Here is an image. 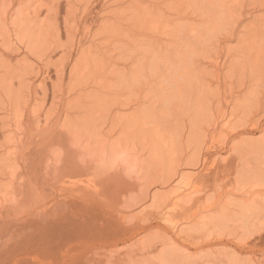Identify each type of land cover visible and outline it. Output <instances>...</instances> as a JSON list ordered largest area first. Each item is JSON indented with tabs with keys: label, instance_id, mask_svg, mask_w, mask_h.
Masks as SVG:
<instances>
[{
	"label": "bare ground",
	"instance_id": "6f19581e",
	"mask_svg": "<svg viewBox=\"0 0 264 264\" xmlns=\"http://www.w3.org/2000/svg\"><path fill=\"white\" fill-rule=\"evenodd\" d=\"M37 1L39 0H0V37L7 39L1 45V48L6 49L7 44H11L9 40L14 38V35H11L12 24L10 22L12 18L14 16L22 18L23 22L18 25L16 32L18 35L20 33L23 34V39H26L25 46L28 50L37 48V51L35 49L33 54L41 61L44 58H50L56 52L55 49L59 48L60 28L57 26L59 22L57 13H53V15L49 13L51 14L49 15L50 19L55 22V24L54 22L52 24L55 25L54 28H51L50 24L49 26L41 27L42 25L39 26L40 23L35 22L36 24L32 25L33 22L31 20L28 21L27 16L33 8L31 4ZM90 1L77 0V3L89 4ZM127 2L128 5L127 8L125 7V12L121 14L115 13L102 22L101 37L106 43L94 47L97 42L93 37L91 42L93 49L80 50L76 48L74 39L77 36L73 34L76 25L71 24L75 21L74 16L64 20L66 32L71 34L72 40L64 50L66 58H69V60H61L54 68L56 71L54 73H56L57 78L61 82L59 88H64L62 84L66 81L65 76L67 75L69 78V87H66V90L64 89V93L62 92L63 90L61 91L63 96L62 99H60L61 97L59 98L62 100V104L59 102L57 105L58 107L61 104L60 107L64 106L66 110L61 111L63 108L59 109L58 107V111H56L55 108V110L52 108L53 112L56 111L58 113L57 117L55 118L56 114L55 112L52 114L51 109L52 115H49L53 118L48 120L44 117L46 121L48 120L47 122L43 121L46 128H48L47 123L51 122L50 120H54V118L56 119L54 120V127L56 128H53L49 137H47L48 135L46 136V139L48 138L49 140L41 151L43 154L41 153L40 165L46 171L57 169L62 165L63 167L65 166L64 168L70 166L79 175H90L88 177L94 175L95 177V175L101 174L105 176L103 178L104 182L101 181V183H104L105 188H103L106 189L109 186L113 189L111 185L115 184L117 188L115 194L117 195L119 192V197H117L118 201L121 202L122 199H127V195H130L131 192L135 194V191H142L144 193L146 188L144 178H147L149 170H152L148 163L150 162L151 165V162H157L159 155L162 157L161 152L162 148L165 147L164 145L167 142L169 144V141H175L176 143L174 145L173 142V145L181 147V152L179 151L180 149L176 148L177 146L174 148L176 152L181 153L182 158H179L180 155L177 158L174 153L171 155L174 156L173 159L177 158L176 162L170 164L171 167L175 165L173 169H176L172 178L170 176L171 180L173 179L175 182L178 179L182 180V168L186 166L194 170L197 168L198 170L201 169L202 173L197 171L198 174L196 172L195 174L193 170L194 174L190 172L191 178L193 177L195 180L196 177L194 176H197L198 179L202 178L203 181L201 182L203 184L202 187H200L201 184L200 186L196 185V187L191 184L192 187L186 188V191H183L185 190L183 188L182 194L178 193V201L176 200V203L172 202L174 203L173 209H179L180 213H174L170 211V208L167 211L171 213H166L164 209L160 210L157 212L158 216H162L159 221L164 222L165 227L169 226L168 229L172 227V229L170 228L171 230H179L178 224L174 225V220L178 215L182 216V219L185 216V221H188V217L193 220V225H206L207 228L205 229H208L209 234L211 233L210 235L217 234L215 230L218 223L214 221L215 218L212 221L210 220L221 209L232 207V203L227 202L223 205L215 206L218 207L214 209L215 211H212L213 208L211 206L210 209L204 207L194 213L192 211H194L193 206L201 205L202 201L211 194V187L214 185L211 180L216 179L220 173H226L225 176L231 178L234 184L239 182L241 184L242 181L250 183V186L248 185L250 189L240 188L241 190H246V192H241V195L244 193L242 195L243 201L241 199V205H237L236 214L233 218H243L244 222L241 225L244 226V230H247V233L249 232L255 241L261 239L264 234V139L256 143H252V139H250V144L245 141L249 139L248 137L256 136L260 132L264 133V0H128ZM50 11L56 12L54 4ZM259 13H262V15H259ZM88 35H92V33L88 32ZM73 49L79 50L76 57L73 56ZM25 55L28 56V52ZM29 57L31 58V56ZM39 60L38 62H40ZM27 62L20 61L14 64L8 58L0 65V107L6 114V116L4 114L6 118L3 119V122H11L12 118H17L16 122L14 120V126L10 125L11 123H6L10 129V137H13L12 139L8 138L9 142H13L12 144L10 143L11 145L9 144L11 147L6 146V148V142L4 143L5 145L2 143L5 148L0 144V147H2L1 157L10 161L24 156V153L18 152L20 148L24 151V145L22 144V146L20 142L18 147V140L16 139L18 137L16 136H19L20 139L22 137L20 135L27 134L22 121L24 111L28 110L24 106L28 97L26 95H30L29 89L31 88L25 85L27 76L24 71L28 65ZM39 75L40 73H38L37 77ZM63 79L65 81L62 82ZM42 90L45 91L44 89ZM27 92L28 94H26ZM51 93H54V89ZM53 97L55 99L57 96L53 95ZM52 103H54L53 100ZM49 108H51V102ZM59 110L61 113H59ZM50 111L48 110L49 113ZM98 113L102 114L104 122L100 126L90 129L89 124L87 122L85 124L83 119L89 116L92 118L93 115L95 116ZM39 117H43V113ZM82 120L83 122L81 123ZM107 123L112 130L109 133L110 136L106 132L107 136L104 135L103 130L102 132L100 131ZM45 125L44 129H46ZM50 125L49 123V128ZM3 129H5V126ZM94 131H97V134L93 135ZM47 132L44 131L43 133L42 131L38 135L42 137ZM35 136H37V133ZM220 141L222 142V148L225 146L227 156L217 159L215 154L219 156L220 151H217L219 149H217V145L220 144ZM173 145H171V148L167 146L169 150L165 149V152L167 153L170 149L173 150ZM213 149L215 150V152L213 151L215 157L210 154ZM166 153L163 154L164 163L166 159L168 161ZM25 157L26 155L22 158L24 159ZM12 163L14 162L12 161ZM162 165V162L158 161L156 163L157 168H163ZM214 166L219 168L214 169ZM169 169L172 170V168ZM165 172L161 171V174ZM5 176L6 173H1L0 180L1 178L4 179ZM184 176L186 175L184 174ZM7 177L15 178L14 180L17 179L16 173H9ZM166 177L168 178L167 174ZM166 177H164L165 180ZM164 179L163 181L159 180L161 181L160 185L164 182ZM188 179H190V176ZM98 180L101 179L98 178ZM98 180H95V185L93 186L90 185V181L89 187H84L82 184L80 185L82 186L81 188L71 182L68 183L67 187L74 194L73 198L84 204V208L92 205L98 206L99 204L92 199L94 195L101 192L99 189L102 190L101 187L98 188V193L95 187H98ZM169 180L168 178V183L166 181L168 185H170ZM171 180L170 183L172 182ZM143 181L145 188L141 185ZM148 182L147 185H150L151 182L149 184ZM158 182L154 181L152 185L157 186ZM209 182L212 186H209ZM139 184L141 188H144L143 190H140ZM152 185L150 188L153 189ZM244 186L243 188H246ZM20 187L22 188V184ZM137 187L139 190L136 189ZM229 187L230 185L227 188L229 189ZM16 189L18 190V187ZM146 189H149L148 186ZM233 189L234 191H239L236 186H233ZM113 190L115 191L116 189ZM146 192L148 193V191ZM154 192L157 193V191ZM133 193H131V196ZM156 193H154L155 196H152V198H158L157 200H159L158 196L163 191L161 193L158 191V196ZM9 194L11 193L3 196L4 200ZM140 194L142 193L140 192ZM225 196L227 197V195ZM146 197L148 198L147 195ZM174 197L178 198L177 195ZM120 198L121 200H119ZM146 200L148 199H143V201ZM78 201H75V203L73 201V205L79 204ZM156 202L159 206V202ZM210 202L213 201L208 203ZM166 203L169 205L168 202ZM170 205L172 208V204ZM163 206L166 205L163 204ZM158 210L159 208L157 207ZM122 211L125 212V209ZM154 211L155 215L156 206ZM75 212L78 214L77 210ZM189 213H192L191 217ZM201 214H205V216L199 218ZM118 215L121 216L122 220H126L125 214L123 216L121 211H118ZM221 216L223 217V215ZM230 216L228 220L226 219V223L230 220ZM225 217L227 218V215ZM141 221L139 220V222ZM187 225L188 223L185 226ZM192 227L194 228V226ZM149 228L151 227L149 226ZM148 231L150 232V230ZM224 231L223 229L222 233L227 232V230ZM227 233L229 235V232ZM202 236L204 235L202 234ZM223 236L224 234H222ZM242 236L243 233L240 238ZM210 238L206 240L208 241ZM194 241L195 239H193ZM218 242L223 243L221 240ZM208 243L213 244L209 241L207 242L208 246ZM251 243H246L243 249L240 248L242 250L240 254L250 251ZM204 244L206 246V243ZM163 245L160 246L161 250ZM196 250L195 254L201 249ZM184 253V256L188 254L186 250H184ZM128 254L130 255L131 253L128 252ZM128 254L126 253L125 255L128 256ZM135 254L132 252L131 257ZM190 254L187 256L189 259H191ZM192 254L194 255L193 252ZM216 254L214 253V255ZM135 256L137 257L138 254ZM139 256L142 255L139 254ZM214 263L219 264V262ZM183 264L185 263L183 262ZM220 264L260 263L249 260L243 262L238 259L234 262Z\"/></svg>",
	"mask_w": 264,
	"mask_h": 264
},
{
	"label": "rangeland",
	"instance_id": "374dc122",
	"mask_svg": "<svg viewBox=\"0 0 264 264\" xmlns=\"http://www.w3.org/2000/svg\"><path fill=\"white\" fill-rule=\"evenodd\" d=\"M127 1L126 0H91L89 4H79L77 3V0H39L36 3L32 2L33 4L31 5L33 8L31 9L30 14L27 16L28 21L31 20L33 22L32 25L36 22L38 24L40 23L39 26L42 25L41 27L45 25L49 26L50 24V27L54 28L55 25H52L54 20H51L49 15L51 14L53 15V13L54 14L57 13V19L59 21L57 26L60 28L59 38H58L59 39L58 41L59 50L55 49L56 50L55 53L57 55L55 53L54 54L56 55V57L54 54L51 55L50 58L52 59L44 58L40 61L38 57H36V55L33 54L35 53V49L37 51V48H34L32 50L31 49L28 50L26 48L25 46L26 39L25 38L23 39V34L20 33L18 35L16 32V28L18 27V25L23 22L22 18H18L17 16H14L12 18L10 22L12 24L11 35H14V38L9 40L11 44L9 45L7 44L6 49L1 48V45L3 44L4 40H7V39L5 37H0V65H2L3 61L8 58L11 59L14 64L20 61L21 62L28 61L27 64L29 66L27 65L24 71L25 75L27 76L25 85H28L31 88L29 89L30 95H26V96H28L27 99H32L29 101L26 99L24 106H26L25 108L28 109L29 112L28 110L24 111L25 112L23 116L24 119L22 118V121L25 127L24 129L26 130L25 132L27 134L24 133L25 134V135L23 134L24 136L20 135L23 137V138L20 137L21 140L19 139V136H16L18 137L16 138L18 140V141L16 140L18 143V147L20 144L24 145V146L22 145L24 148V151H22L23 149L21 148L19 149L18 147L17 148L20 151L18 149L17 150L19 153L20 152L24 153V156L26 155V157L23 159L22 157L24 156H22L21 157L22 160L21 158L18 157L19 159L12 160L14 162L12 163V161L8 160L7 158L1 157L0 155V160H1L0 161V166H1L0 172L2 174L6 173V176L4 177V179L1 178L0 180V264H156V263L157 264H160V263L161 264H183V262L185 264H213L214 262H217V263L219 262L220 264V263H227L231 261L234 262V261H237L238 259H240L243 262H247L249 260L251 262L255 261L260 264H264V234L262 235L261 239L255 241L254 237H251V234L249 232L247 233V230H244V226L241 225L243 224L244 219L235 218V217L233 218V216L236 214L237 205H241L240 202L242 203L243 201L242 195L244 193H242L241 195V192L243 191L246 192L247 189H250V187H248V185L250 186V183H248L247 181H245L247 183L242 181L241 184L240 182L234 184L231 178H227L225 176L226 173H223V174L220 173L216 179L211 180V182L215 186L210 185V182H209V186H212L211 187L212 191H211V194H209V196L206 197L207 199L202 201L203 203L201 205L193 206L194 211L192 210L191 211L194 213L195 211H199L201 210V208H204V207L210 209V206H211V208H213L212 211H215L214 209L218 208L215 206L223 205L224 203H227V202L233 204V206L230 207L229 209L228 208L221 209L220 212L215 214L214 217L210 220L212 221L215 218L214 221L218 223V225L216 226V230H215L217 234L214 232L215 234L210 235L211 233L209 234L208 229H205L207 228L206 225H199L200 228H198L199 226L193 225V220H190L188 217H187L188 221H185V218H186L185 216H183V219H182V216L178 215V217H176L174 220V225L178 224L177 227L179 228V230L178 229L171 230L172 227H170L171 229L170 228L168 229L169 226L165 227L164 226L165 223L159 221V219L162 216H158L157 212H159L160 210L162 211L164 209V211L166 210V213L167 212L171 213L170 211L174 213H177V212L180 213L179 209L178 210L173 209V204L178 201L177 199H179V195H178L179 192H180L179 194H182L183 191H186V188L189 189L191 184L194 185L193 187H196V185L200 186V184H201L200 187H202V184H203V182H201L203 181L202 178L198 179L197 176H194L196 177L197 181L195 180V178L194 179L193 177L191 178L192 170L194 173L196 172L198 174V172L201 171V169L198 170L197 168L194 170L186 166L182 168V175H183L182 180L178 179L176 180V182L173 179L171 180L176 169L175 168L173 169L175 165L171 167L170 164L173 162H176L179 155H180L179 158H182L181 153L179 154L178 151L176 152V149L174 148L177 146L176 148L178 150L180 149L179 151L181 152V147H179L178 145L174 146L176 143L175 141H169V144L167 142V144L164 145L165 147L162 148V152H161L162 157L161 155H159L158 157L159 158L158 161L163 163L162 167L165 168L164 170L161 167L157 168L156 163L158 161L157 162L155 161V163L151 162V165H150V162L148 163V166L150 167V169L153 170V171L149 170L150 171L149 175L147 174L149 179L147 176H145L147 178H144L146 188L148 186L149 189L145 188L144 181L142 182L143 184L141 183L140 184L143 185L145 189L143 187L141 188L140 184L138 186L140 190L144 189L145 195L142 191H140L142 194H140L139 191L138 192L135 191V194L131 192L133 193L132 196L130 193V195H127V199L125 198L126 196L124 197L125 198L124 200L123 199L121 200L120 198L119 200H121V202L118 201L119 192L117 195L115 194L117 192V188L115 187V184L114 185L110 184L111 187L113 186V189H116L115 191L111 189L109 186L106 187V189H104L105 188L104 183H101V181L104 182L103 178H105V176L101 174H97L98 176L95 175V177L94 175H92L91 176L92 178H91V177H88L90 175L85 176L83 173H82L83 175L81 174L79 175V173L76 172L75 170L73 171L70 166L64 168L65 166L63 167L61 165L57 169L54 168V169L46 171L45 168L40 165L41 153L43 154V152L41 151L46 146L49 140L48 138L46 139V136L48 135L47 137H49V135L51 134V131H53V128L54 129L56 128L54 127V124H55L54 120H56L55 118L58 115L56 111H58V107L59 109L63 108L61 111L66 110L63 105H62L63 107H60V105L62 104L61 103L62 100L60 99H62L63 93L65 92L64 89L66 90V87H69L68 85L69 78L66 75L65 76L66 81L65 79L62 80V82L65 81L63 82L64 84H62L64 88H59L61 86L60 85L61 82L57 78L56 73H54L56 72L54 68L61 62V60L62 61L65 59L69 60V58H66L67 56L64 53V50L65 48L69 46L72 40H71V34H67L66 32L67 29H65L64 20L68 17L74 16L75 21L72 22L71 24L76 25V29H75L76 33H75V30L73 32V34L74 35L76 34L77 36L74 39L76 46H77L76 48L80 50L82 49L86 50L88 48H92L91 42L93 40V37H94V40L97 42L96 45L94 46L96 47L98 45L106 43V41L103 40L101 37L102 27H103L102 22L110 18L115 13L121 14L125 12L127 5H128ZM50 4L52 5L50 6ZM53 4L56 6V12H53V11L49 12V10L52 9ZM123 5L124 7H122ZM259 15H262V13H259ZM88 32H91L92 35H88ZM64 33L65 35L63 36ZM85 38L87 39L85 40ZM78 49H76L77 51L74 49L72 50L73 56L76 57L77 52L79 51ZM27 52L29 55L24 56V54L25 53L27 54ZM29 56H31V58ZM32 57H34L35 59ZM38 60L40 62H38ZM29 61L34 63V64L32 63L33 66L31 62L29 64ZM35 68L37 69L34 70ZM37 72L40 73L38 77H37L38 75ZM50 73H51V76H50ZM29 76H31L30 79H29ZM34 76H36L37 78ZM49 77L51 78V80ZM18 83H17V86H18ZM41 89H44L45 91L42 90L43 91L42 93ZM53 89H54V93L57 92L58 95L57 93L56 94L51 93ZM28 92L26 94H28ZM59 92H60V95H59ZM53 95H56L57 97L53 99L54 98ZM52 100L54 101V103H52ZM50 102H51V108H49ZM59 102L61 104L57 107ZM52 108L53 110L56 109V111H54L56 116L54 120H50L51 121L49 122L51 124L50 128H49V123H47L48 128H46L45 122L53 118L52 116L49 115L51 114V111H52V114L54 113ZM48 110L50 111V113L48 112ZM61 111L59 113H61ZM41 113H43V117H39L41 116ZM4 114H5V111H3L2 108L0 107V133H1L0 137L1 136L3 137V138L2 137L0 138L1 140L0 144L2 145V143L4 144L6 142L5 143L6 145L4 144L5 147L6 146L11 147L9 146V144L10 143L12 144L13 142H9L10 141L9 139L10 138L12 139L13 137H10L11 136L10 129L8 127V124L6 125V123H11L10 125L14 126L17 118L16 119L12 118L11 122L9 121L3 122V119L6 118L5 117L6 114L5 116ZM98 114H95V116L93 115L92 118L91 116H89V117H86L87 119L86 118L83 119L85 124L86 122L87 124H89L88 126L90 129L100 126L104 122V119H102L103 118L102 114H99V116L101 117L100 120H99ZM44 117L47 118L48 120L46 121ZM83 120L81 121V123L83 122ZM52 122H54L53 125H52ZM90 123L92 124V127ZM95 123L96 125L94 126ZM38 125L39 127H37ZM44 125L46 129H44ZM4 126H5V129H3ZM6 130L8 131L5 132ZM102 130L104 132L103 133L104 135L107 134L109 136H110L109 133H111L112 131L111 128L108 127V123L104 125L100 131L102 132ZM42 131L43 133L44 131L46 132L49 131V132H47L48 134L46 133L44 135L45 137L44 136L40 137L38 134L39 132H42ZM36 133L39 138L35 136ZM95 134H97V131H94L93 135ZM248 138L249 139L245 141L247 144H250V139H252L251 140L252 143L260 142L264 139V133L260 132L256 136H253L251 138L248 137ZM173 142H174V145H173ZM221 144L222 142L220 141V144L217 145V149L218 148L219 149L218 150L216 149L217 151H220L219 156L218 154L214 153L217 156L216 157L217 159L218 158L222 159L223 157L227 156L225 146H223L224 148H222ZM171 145H173V148H172L173 150L170 149V151H167L166 153L165 149L169 150L168 148H171ZM2 147H0L1 148L0 154H2L1 152ZM213 151L215 152V150L213 149L210 154L214 156ZM165 153L167 154L168 161L166 159L165 160L166 162L164 163L163 154ZM173 153L175 154L177 158L173 159L174 156H171L173 155ZM9 161L10 163H8ZM169 168H172V170ZM213 168L216 169L219 167L215 168L214 166ZM154 171H156L157 174ZM161 171L162 172L166 171L165 173L167 174L168 178L172 181L170 183V180H169L170 185L167 184L168 178L166 177V174L165 173L161 174ZM193 172L192 174H194ZM9 173H16L17 179L14 180L15 178L7 177ZM76 173H78V175H76ZM184 174L186 176H184ZM157 175H159L158 180H157ZM187 175L190 176V179H188L189 176ZM163 176L166 177V180L164 179ZM6 177L8 178V180ZM98 178L101 180H98ZM161 178L164 179V182L161 183L160 185L159 183L161 181L159 180L163 181V179ZM95 180L96 181L98 180V184L96 182L98 187L97 186L95 187L98 193H99V190L101 192L97 195H94L92 199L95 203L99 205L98 206L92 205L91 207L84 208L85 207L84 204L80 203V201L73 198L74 194L67 187L68 183L71 182L75 184L76 186L82 188V186H80L82 184L84 187L95 185ZM90 181L92 184L90 183L89 185ZM154 181L156 182L159 181L157 186L152 185V182ZM147 182L148 184L151 182V184L147 185ZM227 183L228 185H230L229 187L230 190L227 188L228 187ZM21 184H22V188L20 187ZM178 184L180 185L178 186ZM151 185L153 186V189L150 188ZM233 186H236V188L238 187L239 191L238 190L234 191L235 188L233 189ZM243 186L246 188H243ZM17 187H18V190L16 189ZM100 187L102 188V190L101 189L98 190V188ZM138 187L136 188L137 190H139ZM183 188L185 190L182 191ZM240 188L246 189V190H241ZM161 190L163 191V193L159 195L158 191H160L161 193L162 192ZM12 191L13 192L15 191L14 192L15 194ZM146 191H148V193ZM154 191H157V193ZM153 192L156 193L157 196L159 195L158 196L159 200H157L158 198L156 199L152 198V196L153 197L155 196ZM7 193H11L12 195L9 194L10 197L8 196L4 200L3 196ZM146 195L148 196V198L146 197ZM161 195H162V199H161ZM176 195L178 198L174 197ZM225 195H227V197ZM172 196H173V201H172ZM166 197L168 198V200ZM165 198H166V201H165ZM143 199H148V200L143 201ZM238 200L240 201L238 202ZM73 201L74 203L75 201H78L79 204L73 205ZM154 201L155 202L158 201L160 205L158 206L157 202L155 203ZM209 201H213V202L208 203ZM166 202H168L169 205H167ZM205 203H208V204L204 205ZM163 204H165L168 208L166 206H163ZM170 204H172V208ZM153 206L154 207L156 206L155 215H154L155 211H154ZM157 207L159 208L158 211H157ZM169 208L171 210L167 211L169 210ZM231 208L234 210V212ZM124 209H125V212L122 211ZM75 210H77L78 214L75 212ZM118 211H121L123 213V216L125 214V218H126L125 221L122 220L121 216L118 215ZM163 214H165V212H163ZM190 215H192V213H189V216ZM201 215L199 216V218H203L205 216V214H201ZM221 215H223V217ZM225 215H227V218L225 217ZM229 216H230L229 221L231 224L229 223V221L228 223H226V219L228 220ZM140 217H143V218H140ZM138 218H140L139 220L140 221L142 220V221L139 222ZM223 219L225 222L223 221ZM186 223H188L187 226H185ZM149 226L151 228H149ZM192 226H194V228ZM146 228L148 229L145 230ZM222 228L225 231L227 230V232H229V235L225 231L224 232L226 234L222 233L223 232ZM148 230H150V232ZM206 230L208 233L206 232ZM172 231H173V234H172ZM219 231H220V235H219ZM183 232L185 233L182 234ZM201 233L204 236H202ZM242 233H243V236H245L244 238L243 236L240 238ZM208 234L210 235V237L211 236L212 237L210 238ZM222 234H224L223 237H226V235L227 237L222 239L223 238ZM216 235H218L219 237L218 236L216 237ZM232 235H234V237H232ZM188 238H189V241L190 240L192 241L189 242ZM207 238H210V239L207 241L206 240ZM193 239H195L194 242H193ZM216 239H218L217 242H216ZM220 240L223 243H219L218 241ZM224 240H225V243H224ZM209 241L212 242L213 244L208 243L209 244L208 246L207 242ZM245 242L248 244L252 242L250 246L251 247L250 251L248 250L246 251L247 253L240 254L242 251L240 250V248L243 249L245 247L246 245ZM191 243L194 244L193 247ZM204 243H206V246ZM156 245L157 246L159 245V247H157ZM162 245H163V249L161 250L160 246ZM208 247H210L211 250H209L210 248ZM198 249H201V250L198 251ZM184 250H186L188 254L190 253L192 254V252L194 253V255L192 254V256L191 254L189 255L191 259H189V257L187 258L188 254L184 256L185 254ZM195 250L198 251L197 254H195ZM131 251L133 252V254L136 253L135 255L138 254V256L136 257L134 255L131 257L132 255ZM141 251H143L144 253L143 252L141 253ZM128 252H130L131 254L129 255ZM126 253L128 254V256L125 255ZM214 253L215 254L217 253V254L214 255ZM139 254H141L142 256H139ZM129 256L130 258L128 259ZM126 257L128 260L126 259ZM120 258H122V260H120Z\"/></svg>",
	"mask_w": 264,
	"mask_h": 264
}]
</instances>
